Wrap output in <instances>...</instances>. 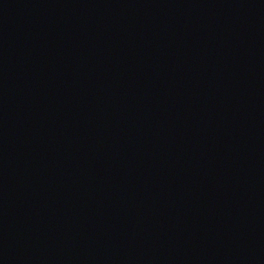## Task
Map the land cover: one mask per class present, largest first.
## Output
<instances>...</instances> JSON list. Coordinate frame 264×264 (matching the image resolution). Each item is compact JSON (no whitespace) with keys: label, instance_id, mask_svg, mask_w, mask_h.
I'll list each match as a JSON object with an SVG mask.
<instances>
[{"label":"water","instance_id":"obj_1","mask_svg":"<svg viewBox=\"0 0 264 264\" xmlns=\"http://www.w3.org/2000/svg\"><path fill=\"white\" fill-rule=\"evenodd\" d=\"M0 264H264V0H0Z\"/></svg>","mask_w":264,"mask_h":264}]
</instances>
